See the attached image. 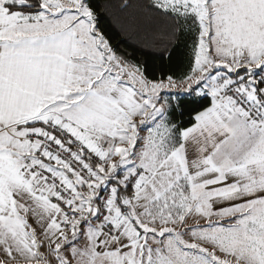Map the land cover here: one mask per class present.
Instances as JSON below:
<instances>
[{
    "label": "snow or ice",
    "instance_id": "obj_1",
    "mask_svg": "<svg viewBox=\"0 0 264 264\" xmlns=\"http://www.w3.org/2000/svg\"><path fill=\"white\" fill-rule=\"evenodd\" d=\"M0 264H264V0H0Z\"/></svg>",
    "mask_w": 264,
    "mask_h": 264
},
{
    "label": "trees",
    "instance_id": "obj_2",
    "mask_svg": "<svg viewBox=\"0 0 264 264\" xmlns=\"http://www.w3.org/2000/svg\"><path fill=\"white\" fill-rule=\"evenodd\" d=\"M106 2L107 0H94L95 5H103ZM97 12L100 26L108 35L113 47L118 53L139 65L146 78L158 80L162 75L179 78L188 70L189 49L186 45L190 44V39L182 36L179 43L169 48L168 52L162 53L160 47L144 41L143 33L139 36L126 33L102 8L97 7ZM181 99L182 104L179 107L173 101L171 119L182 127L192 123L193 114L210 103L209 100H201L195 96H185Z\"/></svg>",
    "mask_w": 264,
    "mask_h": 264
}]
</instances>
